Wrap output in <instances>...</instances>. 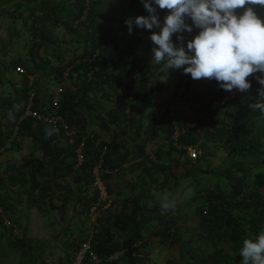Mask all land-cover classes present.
<instances>
[{
  "label": "trees",
  "instance_id": "16d2710c",
  "mask_svg": "<svg viewBox=\"0 0 264 264\" xmlns=\"http://www.w3.org/2000/svg\"><path fill=\"white\" fill-rule=\"evenodd\" d=\"M0 2L11 3L0 7V15L21 23L0 42V238L22 251L19 264H68L84 242L99 258L92 261L89 252L86 264H150L151 254L165 255L171 247L177 255L166 264H239L243 240L264 232V114L251 107L264 100L255 77L248 78L249 92L212 108L228 91L211 79L203 93H186L192 78L179 72L170 95L147 117L149 102L162 90V73L137 52L140 35L121 41L104 24L113 9L108 0ZM255 10L264 16L260 7ZM198 32L183 35L190 40ZM16 66L22 73L12 78ZM55 86H61L57 93ZM32 91V109H55L75 129L73 143L60 130L46 138L51 125L23 116ZM180 100L190 109L175 110ZM17 104L22 107L9 120ZM175 127L183 128L178 142L195 146L197 157L173 145ZM81 140L83 159L77 164ZM104 146L102 165L110 171L100 177L110 202L91 215L97 199L91 170ZM123 174L129 175L126 181ZM192 181L200 186L187 194ZM165 194L176 202L174 214L161 209ZM31 206L56 217L49 235L55 246L48 243L47 251L16 233L18 217ZM4 217L11 219L9 226ZM33 248L35 257L24 258Z\"/></svg>",
  "mask_w": 264,
  "mask_h": 264
},
{
  "label": "clouds",
  "instance_id": "9594fccd",
  "mask_svg": "<svg viewBox=\"0 0 264 264\" xmlns=\"http://www.w3.org/2000/svg\"><path fill=\"white\" fill-rule=\"evenodd\" d=\"M147 16L128 18L125 24L128 33L137 29L148 30V39L152 42L151 60L156 65L166 62L167 69H183L193 80L214 79L225 91L233 89L245 92L251 88L247 79L255 73V79L261 86L257 89L264 100V19L255 10L259 6L264 10V0H140ZM158 6L167 10L163 24L157 15ZM238 10L242 12L238 13ZM190 20L189 24L187 21ZM159 29L158 32L152 31ZM198 34L186 40L183 33ZM176 35L177 43L173 42ZM22 105H14L8 113L14 120V113ZM264 114V102L251 105ZM58 129L45 130V136L51 137ZM15 158L19 159L17 153ZM164 212L174 210L176 202L165 194L161 199ZM242 264H264V232L254 239L243 240L239 249Z\"/></svg>",
  "mask_w": 264,
  "mask_h": 264
},
{
  "label": "rangeland",
  "instance_id": "374dc122",
  "mask_svg": "<svg viewBox=\"0 0 264 264\" xmlns=\"http://www.w3.org/2000/svg\"><path fill=\"white\" fill-rule=\"evenodd\" d=\"M11 6L10 2H6L5 4H2L0 2V7L7 9L8 7ZM108 6L111 7L113 6V9L110 11L106 12L105 18H104V24H108V26L112 27L113 30L117 31L119 40L121 41H128V40H134L135 35H140V37L137 40V47L136 50L137 52L145 56L151 63V48L153 47L152 42L148 39L150 36V32L148 30L144 29H137L135 25H133V31L131 34L128 33L127 26L125 24V20L128 18H135L136 16H147L148 13L147 11L143 8V5L141 4L140 0H108ZM154 7L157 8V15H162L161 18L159 17V20L161 22V25L163 24V19L165 15H167V10H161L158 8V6L153 5ZM242 12V10H238V13ZM262 19H264V16H260ZM102 21V20H101ZM20 21L18 18L9 16V15H0V36L10 33V32H15L17 31V27L20 26ZM105 24V25H106ZM158 29V28H157ZM157 29H153L152 31H156ZM166 62H162L160 65H156L153 62V68L156 69V72L162 73L159 74V79L164 82L163 87L161 92L157 93L156 98L154 99L153 102H149L148 108L146 109V115L147 117L150 116L154 108H156V105L158 104L159 101L164 99L166 96L170 95L171 90H172V85L175 83V78L178 77V73H183V69H167L165 66ZM185 77L190 78L191 76L188 74H184ZM209 82V79H200V80H193L190 84V88L187 89L186 93H194V92H204V84ZM186 91V90H185ZM175 110L178 111H187L190 109V105L187 103H184L182 100L177 102L175 104ZM27 147V145H25ZM217 160H215L216 162ZM215 162L213 161L212 163ZM122 178L124 181L129 178L128 174H123ZM201 184H205L204 181L201 178ZM199 184V183H198ZM183 185V183L181 184ZM200 186L197 185L196 182L192 181L191 184H187L185 187V192L187 194L192 193L198 189ZM194 205L193 202L188 203V207L185 208L187 210V213H191L192 206ZM31 208L28 210H25V216L26 220L22 221L19 223V228H21L22 232L26 233L27 237L32 236L33 238L29 241L31 244H33L35 247L41 246V248H44L45 251H47L48 243L50 242L49 239L51 238L50 236L46 238H43L42 235L44 234L51 235L52 232H54V228H57V220L56 217L54 218L53 215H50L51 218H53V221L51 223H45V220L43 219V215L36 210L37 208L34 207V210L32 211ZM94 216H91L93 218ZM189 223V222H188ZM50 244V247H54V241H52ZM58 246V250H60L61 245L56 243ZM51 248V250H53ZM63 248V247H62ZM175 247H171L169 252L167 251L165 255L162 254H151V262L150 264H166L165 261L166 259H170V257H173L174 255H177L175 253ZM156 249V248H155ZM171 251V252H170ZM159 252V251H158ZM163 253V251H162ZM173 253V254H172ZM6 260H10L8 256H6V259L2 264H6ZM242 264V261L239 263Z\"/></svg>",
  "mask_w": 264,
  "mask_h": 264
},
{
  "label": "built area",
  "instance_id": "2783aa9c",
  "mask_svg": "<svg viewBox=\"0 0 264 264\" xmlns=\"http://www.w3.org/2000/svg\"><path fill=\"white\" fill-rule=\"evenodd\" d=\"M258 7L259 6H256V8H258ZM68 70L69 69H66L65 72L63 73L64 77H66L68 75ZM259 75H260V73H255L253 76H249L248 78L259 76ZM249 90H247L245 92H239L235 89H233L232 91H228L220 99L212 102L210 104V106L212 108H217L218 106L222 105L223 103L228 102L231 99L235 98L239 93H247V92H249ZM33 101H34V92L32 91L29 93V96H28V99H27V102H26V105L24 108L23 116H32V117H35V118L43 121L44 123L51 125L53 128L58 129L62 132L64 139L68 143H70V144L73 143L74 142V136L76 134L75 129L64 119V117L61 114H59L55 109H54V111H51L50 113L36 112L35 110L32 109ZM56 102H57V100H53L54 105ZM181 132H183V128H180V127L174 128L173 132L170 135V140H172L173 145L177 149L182 148V149L186 150V153L190 159L197 157L198 149L195 146H193V145H182L181 143L178 142V137H179V134ZM82 148H83V141L81 140L78 143L77 147L75 148V155H76L75 158L77 160V164H79L83 159ZM105 151H106V147L104 146L102 148L101 153L98 155V158H97V160H96V162H95V164L91 170L92 175H93L92 186L97 191L96 202L90 209V212L92 213L91 215H93L95 213L94 211L97 208H104V207L108 206L109 202H110V198L108 196L106 186L100 177V172L102 170H104L105 172L110 171L109 169L104 168V166L102 165L103 161H104V152ZM150 156L152 158H154L153 153H150ZM171 213L174 214L175 210H173ZM4 223L7 226L10 225L8 220H4ZM173 231H174V226H171L169 228V232H173ZM137 244L138 243L135 242L133 244V246H136ZM126 250L127 249L124 248V249L118 251L117 253H114L113 255L109 256L108 259L116 258L118 255L124 254V252ZM89 252H90L89 243L88 242L82 243L81 246L75 251L72 260L68 264H86V263H84V258L86 256V254ZM90 258L92 261H95V262H97L99 260L98 256L95 253H91V252H90ZM47 264H53V263L49 262ZM56 264H64V263H56Z\"/></svg>",
  "mask_w": 264,
  "mask_h": 264
},
{
  "label": "crops",
  "instance_id": "0c3cea01",
  "mask_svg": "<svg viewBox=\"0 0 264 264\" xmlns=\"http://www.w3.org/2000/svg\"><path fill=\"white\" fill-rule=\"evenodd\" d=\"M7 34H4V35L0 36V42L1 43L4 42V40H5L4 38L6 37ZM147 59H150V58H147ZM148 62H149V64H150L151 67L155 66V65H153V62L151 63L149 60H148ZM20 73H22L21 67L20 66H16V67H14V69H12L9 72V76H11L12 78H16V77H19L20 76ZM54 88H55V90H54L55 93H57L61 89V86H55ZM53 100H57V96L56 95L54 96ZM16 154L17 153H14V154H12V156L15 157ZM29 208H31V207H27V208H25V210H28ZM32 208L33 209H31V210L32 211H35L34 210V207H32ZM36 210H38V209H36ZM38 212L40 213V211H38ZM25 213L22 216L18 217L19 218L18 219L19 222H22V221L26 220ZM4 220H8L9 223L11 222V219L9 220L6 217H4ZM42 220H45L44 221L45 223H51L53 221V218H51L50 215H47V216H44L43 215V219ZM55 230L56 229L54 228V232H55ZM16 233L19 234L20 237H22V235H24V237H25V239L27 241L28 240L30 241L33 238L32 236L27 237L26 233L22 232L21 228H19V227H17ZM42 237L45 238V240H46V238L49 237V235L44 234V236L42 235ZM57 243H59V241ZM58 251H60V250H58ZM58 251H57V253H58ZM36 254H37V252L33 248V249L29 250V252L24 256V258H26V257L34 258L35 257L34 255H36ZM6 256H8L9 259H10V260H6V262H5L6 264H19L20 257L22 256V251H20V249L15 248V247H13L11 245H8L6 243V240H4V238H0V264H2L4 262V260L6 259ZM44 258H46V257L43 256V259Z\"/></svg>",
  "mask_w": 264,
  "mask_h": 264
}]
</instances>
